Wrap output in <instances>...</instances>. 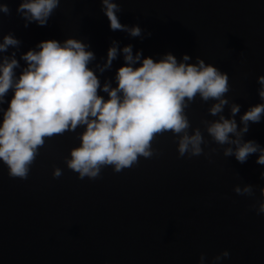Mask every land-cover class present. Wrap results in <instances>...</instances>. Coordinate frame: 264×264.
Instances as JSON below:
<instances>
[{
    "label": "water",
    "instance_id": "water-1",
    "mask_svg": "<svg viewBox=\"0 0 264 264\" xmlns=\"http://www.w3.org/2000/svg\"><path fill=\"white\" fill-rule=\"evenodd\" d=\"M21 0H0L8 14L0 13V43L5 35L19 41L0 52V61L13 54L36 49L40 41L69 38L87 45L94 54L88 64L103 86L116 87V70L124 63L119 53L102 72L107 49L132 46L143 57L157 61L171 53L186 64L202 60L228 77L227 103L212 115L219 101L197 94L183 115L188 128L154 134L151 155H138L131 166L116 171L100 165L97 176L83 178L67 165L70 151L80 145L83 125L44 137L25 178L11 177L0 161V264H214L213 258L227 250L218 264H264V214L255 209L264 189V165L256 163L259 152L244 163L207 128L220 117L234 119L264 103L259 97L264 76V0H111L122 25L138 26L139 36L110 30L102 0H59L44 26L27 22L16 11ZM137 66V65H134ZM97 94L107 99V93ZM12 90L0 104V118ZM239 105L233 116L231 107ZM201 135V152H178L183 135ZM236 140L234 134H229ZM264 148V114L248 123L239 137ZM59 170V176L54 171ZM246 186L250 193H243ZM201 256L203 260L201 261Z\"/></svg>",
    "mask_w": 264,
    "mask_h": 264
},
{
    "label": "clouds",
    "instance_id": "clouds-1",
    "mask_svg": "<svg viewBox=\"0 0 264 264\" xmlns=\"http://www.w3.org/2000/svg\"><path fill=\"white\" fill-rule=\"evenodd\" d=\"M59 0H21L16 11L27 22L35 21L44 26ZM103 11L109 21L110 30L127 31L136 37L141 33L138 26L122 25L117 15L118 6L111 0H102ZM6 4L0 3V13L8 14ZM19 41L12 35H5L0 43V52L9 46H17ZM36 49L28 50L20 57L26 67L17 77L14 70L19 67L14 54L0 61V104L9 89L11 99L0 118V161L9 170L11 177L25 178L29 165L38 146L44 143V137L74 130L83 125L80 145L70 151L67 165L77 172L80 178L85 175L97 176L100 165H114L116 171L129 167L138 155L148 157L150 141L154 134L171 131L181 133L188 128V120L183 109L188 102L199 94L203 100H218L210 109L212 115L222 111L227 103L223 99L228 91V77L215 67L205 66L202 60L196 64H186L189 57L185 54L181 62L171 54L154 61L143 57L140 51L135 55L132 46L125 45L118 49L115 41L107 49L103 71L111 66L118 51L124 63L116 70V87L103 86L88 67L94 59L93 52L86 50L87 45L69 38L63 42L57 40L40 41ZM137 65V66H134ZM261 85L259 97L264 101V76L258 77ZM107 93V99L97 94ZM239 105L231 107L234 116ZM264 114V103L251 106L241 117L243 127L237 132L234 119L220 117L213 122L207 132L220 143L235 144L236 148L225 149V156L233 155L237 162H246L248 156L259 152L256 163L264 165V148L254 141L240 142L239 137L247 132L248 123H258ZM237 139L231 140L229 134ZM201 135H183L179 141L178 152L182 156L186 151L193 155L201 152ZM59 176V170L54 171ZM264 177V174H262ZM237 194L251 192L246 186L243 193L236 188ZM261 202L255 209L257 214H264V189H261ZM227 250L213 258L218 264L227 258ZM203 256H201V261Z\"/></svg>",
    "mask_w": 264,
    "mask_h": 264
}]
</instances>
